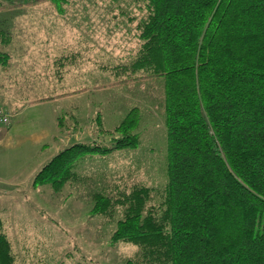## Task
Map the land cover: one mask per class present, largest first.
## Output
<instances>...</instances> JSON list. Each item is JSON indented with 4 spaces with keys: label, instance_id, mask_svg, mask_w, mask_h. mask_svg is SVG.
<instances>
[{
    "label": "trees",
    "instance_id": "1",
    "mask_svg": "<svg viewBox=\"0 0 264 264\" xmlns=\"http://www.w3.org/2000/svg\"><path fill=\"white\" fill-rule=\"evenodd\" d=\"M67 1L0 0V11L48 3L61 14ZM140 1L146 15L128 69L162 79L166 182L155 203L144 186L95 191L90 214L122 206L109 241L137 248L125 264H264V0ZM7 60L0 54V65ZM139 121L131 108L104 131L97 117L108 145L58 151L32 186L60 190L77 180L81 159L137 148ZM1 229L0 219V264H14Z\"/></svg>",
    "mask_w": 264,
    "mask_h": 264
},
{
    "label": "rangeland",
    "instance_id": "2",
    "mask_svg": "<svg viewBox=\"0 0 264 264\" xmlns=\"http://www.w3.org/2000/svg\"><path fill=\"white\" fill-rule=\"evenodd\" d=\"M145 15L140 0H68L61 14L48 3L0 11V31L9 36L2 49L11 64L6 86L14 100L71 95L50 105L54 121L62 123L55 142L0 182L1 230L14 264H125L136 252L132 244L109 241L122 206L110 216L90 214V195L139 185L153 190L155 203L154 191L166 182L162 79L128 69ZM131 108L140 112L137 148L81 159L77 180L60 190L32 186L56 145L59 151L75 143L108 145L97 134L96 118L100 129L111 131Z\"/></svg>",
    "mask_w": 264,
    "mask_h": 264
},
{
    "label": "crops",
    "instance_id": "3",
    "mask_svg": "<svg viewBox=\"0 0 264 264\" xmlns=\"http://www.w3.org/2000/svg\"><path fill=\"white\" fill-rule=\"evenodd\" d=\"M4 33L5 41L0 42V54H5L2 49L9 44V36ZM7 57L6 65H0V106L10 115V123L6 131L0 129V182L11 178L30 158L55 142L54 137L58 129L51 116L50 105H58L63 99L71 97H44L23 104L16 102L10 87L6 86L7 82H10L8 76L11 74V64L8 55ZM13 75L16 76V73ZM57 147L58 145L53 155L59 151Z\"/></svg>",
    "mask_w": 264,
    "mask_h": 264
},
{
    "label": "built area",
    "instance_id": "4",
    "mask_svg": "<svg viewBox=\"0 0 264 264\" xmlns=\"http://www.w3.org/2000/svg\"><path fill=\"white\" fill-rule=\"evenodd\" d=\"M10 115L6 110L0 108V129H4L9 126Z\"/></svg>",
    "mask_w": 264,
    "mask_h": 264
}]
</instances>
